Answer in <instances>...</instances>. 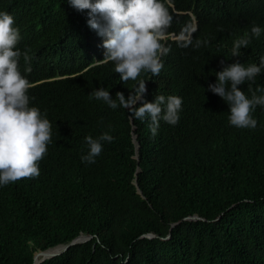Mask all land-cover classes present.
<instances>
[{
	"label": "trees",
	"instance_id": "trees-1",
	"mask_svg": "<svg viewBox=\"0 0 264 264\" xmlns=\"http://www.w3.org/2000/svg\"><path fill=\"white\" fill-rule=\"evenodd\" d=\"M162 2L172 17L168 34L192 45L168 36L160 74L124 83L114 63H96L104 37L88 27V10L67 0H0L20 31L17 48L31 57L19 62L32 84L30 106L52 130L39 177L0 186V264H35L36 251L80 234L91 238L39 264H264V107L251 113L255 129L236 128L228 104L208 90L226 65L259 66L264 31L240 57L231 48L254 24L264 30V0ZM140 79L144 100L183 101L178 124L161 120L155 137L150 119L89 99L99 88L127 99ZM249 85L264 87V69L238 86L251 98ZM104 132L114 140L102 142L95 163H83L84 138Z\"/></svg>",
	"mask_w": 264,
	"mask_h": 264
},
{
	"label": "clouds",
	"instance_id": "clouds-1",
	"mask_svg": "<svg viewBox=\"0 0 264 264\" xmlns=\"http://www.w3.org/2000/svg\"><path fill=\"white\" fill-rule=\"evenodd\" d=\"M67 2L77 12L88 10V27L104 37V58L96 63H114V71L124 83L137 81L142 72L158 76L164 66L161 58L170 52V47L165 44L168 36L187 37L184 34H168L172 17L162 0ZM14 23L11 14L0 11V186L39 177V161L47 154V146L52 142L51 123L46 114H42L38 107L30 106L28 91L32 84L19 71V62L23 56L25 64H29L31 57L27 51L21 52L17 48L21 36ZM196 30L193 27L190 33ZM262 31L254 24L251 36L245 32L242 37L236 38L231 56L240 57L241 49L248 47L252 37L259 38ZM201 44L202 41L196 39L193 46L199 48ZM189 45H192L191 38L181 46ZM262 69L264 57L260 58L259 66L255 63L245 66L237 61L215 73L216 82L209 84L208 90L228 104L230 126L240 129L257 127L258 121L251 113L257 106L264 107V95H257L264 92V87L257 86L252 91L249 85V98L238 86L255 82ZM25 71L31 72V67H26ZM145 82L140 79L127 99L122 92H117L114 99L104 88L93 90L89 99L103 101L113 110L118 106L127 109L133 119H150L149 130L155 137L161 120L172 126L178 124L183 101L179 96L157 95L153 102H148L144 100L147 91ZM138 101L141 106L135 107ZM84 139L87 153L81 155L80 159L83 163L92 164L103 150L102 142H112L114 137L104 132L98 138L89 135Z\"/></svg>",
	"mask_w": 264,
	"mask_h": 264
},
{
	"label": "water",
	"instance_id": "water-1",
	"mask_svg": "<svg viewBox=\"0 0 264 264\" xmlns=\"http://www.w3.org/2000/svg\"><path fill=\"white\" fill-rule=\"evenodd\" d=\"M134 144H135V147H136V152H138V148H139V145H138V141L136 140V135L134 136ZM139 170V169H138ZM138 191L140 192V189L138 188ZM194 217V216H193ZM147 236L149 237H154L155 235L154 234H147ZM91 238V235H86V234H80L78 235L77 237L73 238L72 240H70L69 242L67 243H63V244H59L60 245V249L58 251H55V252H52V253H47L46 251L50 248H53V247H50L48 249H45V250H39V251H36L34 253V263L35 264H39L40 262L44 261L45 259H48L50 257H53V256H56V255H59V254H62L63 252H65L70 246L76 244V243H80V242H84L88 239ZM57 246V245H56ZM55 247V246H54ZM41 256L39 259L38 257Z\"/></svg>",
	"mask_w": 264,
	"mask_h": 264
},
{
	"label": "bare ground",
	"instance_id": "bare-ground-1",
	"mask_svg": "<svg viewBox=\"0 0 264 264\" xmlns=\"http://www.w3.org/2000/svg\"><path fill=\"white\" fill-rule=\"evenodd\" d=\"M167 2L170 4V5H173L171 2H169V0H167ZM188 37H181V38H171V39H176V40H184ZM60 249V245L58 244L57 246L55 245V247L53 246V248H50L48 249L46 252L47 253H52V252H55V251H58ZM41 256L38 257V259L40 258Z\"/></svg>",
	"mask_w": 264,
	"mask_h": 264
}]
</instances>
